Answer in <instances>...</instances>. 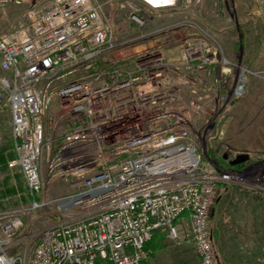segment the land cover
<instances>
[{
    "label": "built area",
    "instance_id": "obj_1",
    "mask_svg": "<svg viewBox=\"0 0 264 264\" xmlns=\"http://www.w3.org/2000/svg\"><path fill=\"white\" fill-rule=\"evenodd\" d=\"M140 1L161 10L175 0ZM131 17L146 21L135 6ZM204 40L200 55L204 49L212 62L229 64L216 40ZM131 41L115 40L99 0L36 1L22 26L0 34L6 72L0 101L8 102L12 148L7 167L21 174L28 200L0 212V264H141L153 231L176 238L183 216L200 264H220L210 208L219 184L239 174L205 158L200 143L218 113L242 95L245 76L241 71L231 84L229 76H216L223 89L205 108L195 81L186 100L166 92L159 73L134 74L131 54L121 51ZM117 50L122 57L111 70L98 66ZM146 53H138L137 63L147 60L142 66L154 59ZM122 59L130 66L117 64ZM44 83L53 85L52 102L43 99ZM54 177L72 182L74 192L54 200L68 207V217L44 226L28 246L22 215L50 203L41 191Z\"/></svg>",
    "mask_w": 264,
    "mask_h": 264
},
{
    "label": "rangeland",
    "instance_id": "obj_2",
    "mask_svg": "<svg viewBox=\"0 0 264 264\" xmlns=\"http://www.w3.org/2000/svg\"><path fill=\"white\" fill-rule=\"evenodd\" d=\"M36 1L43 0H0V34L22 26L26 10ZM99 1L104 3L115 40L132 39L131 44L121 51L123 57L131 54L134 74L159 73L165 91L170 94L176 93L175 96L189 100V85L195 81L201 97L199 105L205 104L203 107L206 108L212 106L215 90L223 89L222 84L216 87L215 77L229 76L231 84L243 71L245 84L242 95L230 100L214 118L210 135L200 143V149L203 155V145L207 154L211 149H219L220 153L225 151L236 155L245 152L249 155L240 169L250 166L248 170L236 171L239 176L233 175V178L219 184L212 204L216 213L214 217L209 215L208 225L220 264H263L264 0H175L172 6L161 10L151 9L140 0ZM134 6L141 9L146 20L142 25L131 17ZM205 34L218 42L220 52L229 64L212 62L204 49L200 55L199 43L205 41ZM140 35L143 36L137 37ZM240 43L242 49H239ZM193 49L196 56L190 54ZM146 51L155 54L154 59L150 61L151 65L142 66L140 62L147 63V60L137 63L138 53L147 54ZM117 52L103 55L98 66H110L111 70V64L121 56V52ZM117 64L130 66L125 59L117 61ZM91 73H95L94 70L83 76ZM5 74L0 69V76ZM61 83L63 80L53 84ZM51 86L41 84L44 101L52 102ZM1 156L5 162L0 161V212L25 207L28 200L22 176L7 167L12 148L6 98L0 101ZM259 162L262 164L257 165ZM42 175L45 176L44 168ZM71 184L70 178L60 177L44 183L41 194L50 203L22 215V232L29 235L28 246L44 226L54 225L68 217V207L59 208L54 200L74 192ZM175 225L178 227L176 238L168 237L165 229L157 230L154 237L157 249L151 257L147 256L146 264H200L190 235L189 219L183 216L176 220Z\"/></svg>",
    "mask_w": 264,
    "mask_h": 264
},
{
    "label": "flooded vegetation",
    "instance_id": "obj_3",
    "mask_svg": "<svg viewBox=\"0 0 264 264\" xmlns=\"http://www.w3.org/2000/svg\"><path fill=\"white\" fill-rule=\"evenodd\" d=\"M210 158H214L216 160V165L222 168L226 169H235L240 170L243 167V163H237L234 165H230L229 161L232 159L235 155H230L228 152L222 151L219 152V149H211L208 154Z\"/></svg>",
    "mask_w": 264,
    "mask_h": 264
},
{
    "label": "water",
    "instance_id": "obj_4",
    "mask_svg": "<svg viewBox=\"0 0 264 264\" xmlns=\"http://www.w3.org/2000/svg\"><path fill=\"white\" fill-rule=\"evenodd\" d=\"M239 49H242V43H240ZM203 151H204V155L206 156V158L216 165V160L214 158H210L207 155V150L205 148V145H203ZM248 158H249V155L247 153L239 152L232 159H230L229 164L230 165H234V164H237V163H243V162H246L248 160ZM263 163H264V161H263ZM260 164H262V162H259L257 165H260ZM249 167L250 166L245 167L244 170H242V171L241 170L240 171L236 170V171L244 172V171L248 170ZM213 211H214V206H212L211 209H210V216L213 215ZM263 264H264V261H263Z\"/></svg>",
    "mask_w": 264,
    "mask_h": 264
},
{
    "label": "trees",
    "instance_id": "obj_5",
    "mask_svg": "<svg viewBox=\"0 0 264 264\" xmlns=\"http://www.w3.org/2000/svg\"><path fill=\"white\" fill-rule=\"evenodd\" d=\"M0 161L5 162V159L1 156ZM156 232H157V230L153 231L150 239L144 245V250L146 251L148 257H151L154 254L155 250L157 249L156 239L154 238ZM141 264H146V261L141 262Z\"/></svg>",
    "mask_w": 264,
    "mask_h": 264
},
{
    "label": "crops",
    "instance_id": "obj_6",
    "mask_svg": "<svg viewBox=\"0 0 264 264\" xmlns=\"http://www.w3.org/2000/svg\"><path fill=\"white\" fill-rule=\"evenodd\" d=\"M215 213H216V207L214 206L213 215H212L211 217H214ZM209 215H210V213H209ZM180 219H181V218H180Z\"/></svg>",
    "mask_w": 264,
    "mask_h": 264
},
{
    "label": "bare ground",
    "instance_id": "obj_7",
    "mask_svg": "<svg viewBox=\"0 0 264 264\" xmlns=\"http://www.w3.org/2000/svg\"><path fill=\"white\" fill-rule=\"evenodd\" d=\"M242 177V176H241Z\"/></svg>",
    "mask_w": 264,
    "mask_h": 264
}]
</instances>
